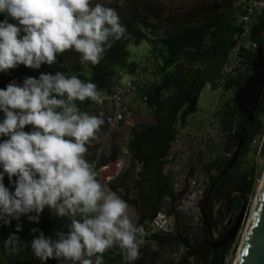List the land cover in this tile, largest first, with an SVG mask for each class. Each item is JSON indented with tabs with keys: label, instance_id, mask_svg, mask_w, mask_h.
Masks as SVG:
<instances>
[{
	"label": "trees",
	"instance_id": "16d2710c",
	"mask_svg": "<svg viewBox=\"0 0 264 264\" xmlns=\"http://www.w3.org/2000/svg\"><path fill=\"white\" fill-rule=\"evenodd\" d=\"M231 1L222 0L221 8H214L210 12L193 17L192 20L177 12L164 20L162 15L165 14V9L152 2L141 6L138 3L129 4L123 13L119 14L121 23L126 26V34L121 40L113 43L99 65L81 64L79 55L68 51L58 56L57 63L52 66L42 65L36 70L20 65L7 73H0V88H6L13 80L22 84L26 76L38 78L42 72L55 74L60 71L77 75L82 80H87L90 76L91 81L96 83L100 90H109L122 71L130 72L136 64V61L128 60V42L135 44L145 39L149 43L148 51L154 77L151 81L138 85L133 94L128 96L126 104L129 115L117 121V124H125L128 127L125 151L130 163L103 182L112 191L119 192L120 189V197L136 213L134 222L145 227L147 235L140 247V258L131 264H149L146 261V251L150 241L159 245L181 243L177 264H188V259H191L192 264H208L215 255L220 257L216 248L210 251L207 247L200 251L195 242H191L189 237L180 232L173 202L181 190L173 189L169 175L163 171V165L173 159V155L168 154L175 139L176 126L184 125L187 115L196 110L200 89L206 83L209 87H217L218 82L215 79L219 66L227 58L237 30L230 16ZM247 38L254 40L256 45H261L264 52V12L258 14L250 25ZM237 53L244 64L242 71L224 77L219 84L222 91L231 90V95L222 104L217 117L218 128L224 134V150H228L231 144H236L242 128L244 132L238 156L219 177V172L230 156L220 154L209 158L202 165L203 173L209 178V183L199 199L200 219L205 226L206 237L210 236L206 228H216L220 222L227 220L226 212L238 211L248 204L258 169L254 161L244 160L241 155L260 127H263L260 151L264 158V87L253 111V120L244 124L243 117L233 102V96L250 72L254 50L241 48ZM136 100L145 105L146 114L135 110L132 103ZM77 103L81 110L96 115V109L90 100ZM2 118L3 113L0 112V119ZM104 126L99 135L103 134ZM30 130L31 127L26 126L25 131ZM99 145V141L94 140L88 147L86 157L95 168H100L118 157L119 148L115 141V132L111 131L107 152L100 151ZM4 183L10 191H14L6 175ZM130 190H133V194H130ZM164 198L167 199L173 216L172 229L168 232L152 231L147 222L160 209ZM67 222V219L54 217L47 208L38 223L30 222L27 216H21L19 221L12 219L10 225L0 222V264H61L56 259L42 262L33 255L30 242L39 232L33 233L31 230L39 229L45 237L55 238L56 231H67L63 227ZM18 223L22 225V230L16 232ZM13 233L20 238L24 246L19 254H9L3 247V242ZM234 242L231 244V250ZM103 258L105 264L126 263L118 248L109 250Z\"/></svg>",
	"mask_w": 264,
	"mask_h": 264
},
{
	"label": "clouds",
	"instance_id": "9594fccd",
	"mask_svg": "<svg viewBox=\"0 0 264 264\" xmlns=\"http://www.w3.org/2000/svg\"><path fill=\"white\" fill-rule=\"evenodd\" d=\"M113 0H109V3ZM122 7L125 0H116ZM0 73L23 65L52 66L68 51L81 64L99 65L113 43L126 34L116 8L93 0H0ZM9 20L15 21L10 23ZM90 100L103 104L96 83L57 71L24 77L0 88V222L27 216L39 222L47 208L65 220L67 231L55 238L39 235L30 242L42 262L105 264L104 254L118 248L126 262L140 258L147 235L133 221L128 203L98 179L86 158L105 121L81 110ZM30 126V131H25ZM5 175L14 187L5 186ZM15 177V180H13ZM22 225H16V232ZM9 254H19L20 238L10 234L3 242Z\"/></svg>",
	"mask_w": 264,
	"mask_h": 264
},
{
	"label": "rangeland",
	"instance_id": "374dc122",
	"mask_svg": "<svg viewBox=\"0 0 264 264\" xmlns=\"http://www.w3.org/2000/svg\"><path fill=\"white\" fill-rule=\"evenodd\" d=\"M112 7L116 8L119 13V6L116 7V5H113ZM0 14V21H3L5 15L2 13ZM148 47L149 43L145 39H141L135 44L132 42L127 44L129 56L132 57H135V53L133 54V52H137L138 55H144ZM230 95V89L222 91L218 87H209L204 84L197 97L196 110L187 115L184 125L176 126L175 139L170 145L168 154L173 155L172 161L166 162L163 165V171L169 175L173 189L176 191L181 190V193L173 202L174 208L177 211V222L180 232L189 237L191 242H195L200 251L208 247L210 251L212 248H216L220 252V257L217 258L215 255L210 259L208 264H233L253 200L264 172V158L260 151V139L263 127H260L258 133L248 143L247 149H245L241 155V158L244 160L254 161L258 172L254 190L249 197L247 206L244 207L240 224L231 238L226 239L220 245L210 246L209 242L217 239L230 226L232 220H229V222L227 221L229 218L232 219L237 212V210L229 213L226 212L225 216L227 220L220 222L216 228L211 226L206 228L210 236H204L205 226H203V222L200 219L199 199L203 194L204 188L209 183V178L203 173L202 165L211 157L220 154L229 157L233 152L235 143L231 144L228 150H224L222 146L224 134L219 130L217 122L221 106ZM132 105L136 111L146 114L147 109L141 101L136 100ZM93 108L96 109V115L101 118H103L104 114L110 113L107 109H100L95 106ZM89 113L92 114V112ZM104 125L103 134H98L97 141L100 143L98 149L107 152L108 139L111 135V131L115 132V141L119 149L117 161L109 162L106 167L98 170V179L102 183L113 177L119 170L125 168L130 163L125 151V142L128 134L127 125H119L117 123L112 126L107 123ZM211 173H213V171H211ZM192 180L194 184H191ZM192 190H200V197L191 199L189 196H191L190 192ZM118 191L119 192H114L120 196V189H118ZM130 194H133V190H130ZM159 210L171 220L173 219L166 198L162 200ZM129 212L134 221L136 213L130 205ZM232 242H234V247L231 250ZM181 248V243L172 242L159 245L154 241H150L147 245L146 261L149 262V264H177ZM188 260V264H192L191 259ZM125 264H129V262ZM180 264L184 263L182 262Z\"/></svg>",
	"mask_w": 264,
	"mask_h": 264
},
{
	"label": "built area",
	"instance_id": "2783aa9c",
	"mask_svg": "<svg viewBox=\"0 0 264 264\" xmlns=\"http://www.w3.org/2000/svg\"><path fill=\"white\" fill-rule=\"evenodd\" d=\"M264 12V0H232L230 16L237 30L234 35V40L228 50L227 58L222 61L219 66V72L216 77L217 87L222 82L223 78L242 71L244 64L241 62V57L238 51L243 48L246 50H254L256 43L252 39L247 38V33L250 25L260 13ZM151 66L150 52L147 51L144 56L136 60L134 68L126 73L125 77H119L110 86L109 90H102L104 94L103 104H92L100 109H107L110 113L104 114L105 123L110 126L115 125L117 121L129 115V109L126 104L128 96L133 94L138 85L149 82L153 79ZM209 86L208 83H206ZM101 111V110H100ZM263 133H261L262 138ZM261 143V139H260ZM114 162L117 159L113 160ZM111 161V162H113ZM108 165L105 164L100 168ZM100 168H95L98 171ZM194 184V181H191ZM191 199L200 197V190H192L190 192ZM173 219L171 220L161 210H157L154 215L148 220V228L152 231L168 232L172 229Z\"/></svg>",
	"mask_w": 264,
	"mask_h": 264
},
{
	"label": "water",
	"instance_id": "95a60500",
	"mask_svg": "<svg viewBox=\"0 0 264 264\" xmlns=\"http://www.w3.org/2000/svg\"><path fill=\"white\" fill-rule=\"evenodd\" d=\"M264 87V52L261 45H256L254 55L250 61V72L242 81L240 87L233 96V102L237 111L242 115L244 124L253 120V111ZM244 128L241 129L239 138L233 152L218 174L224 173L237 156L243 137ZM244 206L234 215L230 226L215 240L209 242L210 246L220 245L226 239L231 238L242 218ZM233 264H264V172L262 174L257 194L245 224L241 242L239 244Z\"/></svg>",
	"mask_w": 264,
	"mask_h": 264
},
{
	"label": "crops",
	"instance_id": "0c3cea01",
	"mask_svg": "<svg viewBox=\"0 0 264 264\" xmlns=\"http://www.w3.org/2000/svg\"><path fill=\"white\" fill-rule=\"evenodd\" d=\"M114 1V0H113ZM93 2H100L104 3L105 6H110L109 0H93ZM129 2L138 3L144 5L145 3L152 2L154 5H160L162 8L165 9L164 20L169 19L170 14L177 12L178 14H184L187 16L188 20H192L193 17L202 15L205 12H210L214 8H221L222 0H129ZM113 4V3H112ZM111 4V5H112ZM225 6V5H224ZM1 16V14H0ZM10 23H15V21H9ZM129 43V42H128ZM128 49V48H127ZM149 49V47H148ZM147 49V51H148ZM146 51V52H147ZM135 53V57L128 56V60L136 61L137 59L141 58L144 55H138L137 52ZM127 71H122L120 74L121 77H125ZM112 165V164H111ZM98 173V171H97ZM99 178V173H98Z\"/></svg>",
	"mask_w": 264,
	"mask_h": 264
},
{
	"label": "flooded vegetation",
	"instance_id": "af4514ba",
	"mask_svg": "<svg viewBox=\"0 0 264 264\" xmlns=\"http://www.w3.org/2000/svg\"><path fill=\"white\" fill-rule=\"evenodd\" d=\"M113 3V4H112ZM112 4V5H111ZM129 4H133V2H129V0H125L124 5L121 7L118 2H116V0H114L113 2L110 3V7H112L113 5H116V7L119 8V14H122L123 11L128 7Z\"/></svg>",
	"mask_w": 264,
	"mask_h": 264
},
{
	"label": "bare ground",
	"instance_id": "6f19581e",
	"mask_svg": "<svg viewBox=\"0 0 264 264\" xmlns=\"http://www.w3.org/2000/svg\"><path fill=\"white\" fill-rule=\"evenodd\" d=\"M258 191V190H257ZM256 194H257V192H256ZM256 196V195H255ZM234 263V262H233Z\"/></svg>",
	"mask_w": 264,
	"mask_h": 264
}]
</instances>
